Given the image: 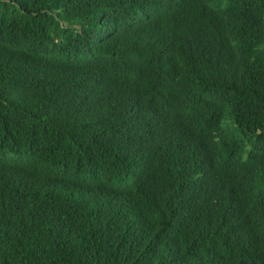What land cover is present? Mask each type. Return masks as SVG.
I'll list each match as a JSON object with an SVG mask.
<instances>
[{"label":"trees","instance_id":"obj_1","mask_svg":"<svg viewBox=\"0 0 264 264\" xmlns=\"http://www.w3.org/2000/svg\"><path fill=\"white\" fill-rule=\"evenodd\" d=\"M0 264H264V0H0Z\"/></svg>","mask_w":264,"mask_h":264}]
</instances>
